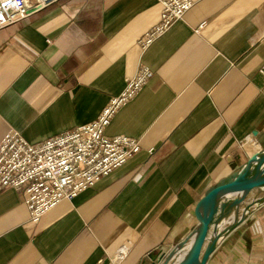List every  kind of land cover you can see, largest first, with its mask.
<instances>
[{"label":"crops","instance_id":"crops-1","mask_svg":"<svg viewBox=\"0 0 264 264\" xmlns=\"http://www.w3.org/2000/svg\"><path fill=\"white\" fill-rule=\"evenodd\" d=\"M192 1L146 50L159 0H62L0 29V141L85 125L139 68L152 73L105 131L138 140L135 157L38 228L20 193H0V264H113L123 245L120 264L168 254L198 225L206 191L264 150V0ZM239 207L243 222L224 225L206 264H264V189Z\"/></svg>","mask_w":264,"mask_h":264},{"label":"built area","instance_id":"built-area-1","mask_svg":"<svg viewBox=\"0 0 264 264\" xmlns=\"http://www.w3.org/2000/svg\"><path fill=\"white\" fill-rule=\"evenodd\" d=\"M62 0H0V29L23 21ZM160 19L140 39L146 50L185 18L192 0H159ZM264 75V66L260 68ZM152 73L141 67L126 79L122 92L110 99L93 121L50 137L41 143L28 142L10 129L0 141V193L13 190L23 196L28 222L38 228L43 217L63 201L80 193L123 166L141 151L140 142L126 136L109 137L105 131L116 113L132 100ZM252 142V139H248ZM123 245L112 257L120 264L128 255Z\"/></svg>","mask_w":264,"mask_h":264},{"label":"water","instance_id":"water-1","mask_svg":"<svg viewBox=\"0 0 264 264\" xmlns=\"http://www.w3.org/2000/svg\"><path fill=\"white\" fill-rule=\"evenodd\" d=\"M260 152H264V150ZM260 152L252 155L232 179L218 182L211 186L196 205L194 216L198 222V233L189 257L181 264H194L196 262L206 264L219 240L218 238L214 243L205 248L214 216L219 210L224 212L230 206H240L248 195L257 190L264 189V156L260 159ZM257 202L260 204L263 200H258ZM253 205L254 203H250L245 207L247 211L245 215L251 210ZM245 215L230 227L229 230L234 229L235 225L237 226L243 222ZM189 237L190 235L168 254L162 250L148 254L143 264H168L176 249L182 246L184 242H187Z\"/></svg>","mask_w":264,"mask_h":264},{"label":"bare ground","instance_id":"bare-ground-1","mask_svg":"<svg viewBox=\"0 0 264 264\" xmlns=\"http://www.w3.org/2000/svg\"><path fill=\"white\" fill-rule=\"evenodd\" d=\"M261 150H259L260 152ZM260 159H262V156H264V152H260ZM255 167V166H254ZM253 169V167H252ZM241 208L238 206H230L228 209H226L224 212L222 210L214 216V220L212 221L208 237H207V243L205 245V248H207L211 243H214L218 238H220V234L223 230V227L226 223L235 224L238 221L239 218V211ZM244 214L247 212L245 208L241 210ZM198 230L197 228L190 234V237L188 238L187 242H184L182 246L178 247L176 251L174 252L173 256L168 261V264H181L189 257L190 252L192 251V247L194 244V241L196 239ZM194 264H200L194 263Z\"/></svg>","mask_w":264,"mask_h":264},{"label":"rangeland","instance_id":"rangeland-1","mask_svg":"<svg viewBox=\"0 0 264 264\" xmlns=\"http://www.w3.org/2000/svg\"><path fill=\"white\" fill-rule=\"evenodd\" d=\"M195 225H196V224H195ZM195 225H194V227H193V229L191 230L190 233H192V232L197 228L198 225H196V226H195ZM110 259H112V257H110ZM124 259H125V258H124ZM122 261H123V260H122ZM122 261H121V262H122Z\"/></svg>","mask_w":264,"mask_h":264}]
</instances>
